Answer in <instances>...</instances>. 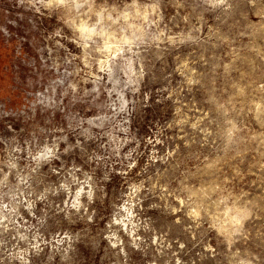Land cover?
<instances>
[{
	"label": "rangeland",
	"instance_id": "obj_1",
	"mask_svg": "<svg viewBox=\"0 0 264 264\" xmlns=\"http://www.w3.org/2000/svg\"><path fill=\"white\" fill-rule=\"evenodd\" d=\"M0 45V264H264V0H0Z\"/></svg>",
	"mask_w": 264,
	"mask_h": 264
},
{
	"label": "snow or ice",
	"instance_id": "obj_2",
	"mask_svg": "<svg viewBox=\"0 0 264 264\" xmlns=\"http://www.w3.org/2000/svg\"><path fill=\"white\" fill-rule=\"evenodd\" d=\"M49 3H50V4H51V3L61 4V3H63V0H49ZM105 47H107V45H106ZM50 154L54 155V153H50Z\"/></svg>",
	"mask_w": 264,
	"mask_h": 264
},
{
	"label": "crops",
	"instance_id": "obj_3",
	"mask_svg": "<svg viewBox=\"0 0 264 264\" xmlns=\"http://www.w3.org/2000/svg\"><path fill=\"white\" fill-rule=\"evenodd\" d=\"M1 47H3L2 45H0V58L2 59V55H3V53H4V50L1 48Z\"/></svg>",
	"mask_w": 264,
	"mask_h": 264
},
{
	"label": "bare ground",
	"instance_id": "obj_4",
	"mask_svg": "<svg viewBox=\"0 0 264 264\" xmlns=\"http://www.w3.org/2000/svg\"><path fill=\"white\" fill-rule=\"evenodd\" d=\"M82 29L84 30L85 29V26H82Z\"/></svg>",
	"mask_w": 264,
	"mask_h": 264
}]
</instances>
